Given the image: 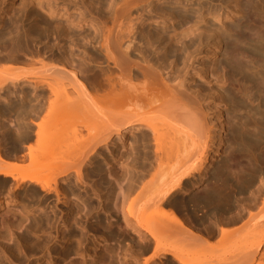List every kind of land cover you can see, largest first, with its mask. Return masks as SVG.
I'll use <instances>...</instances> for the list:
<instances>
[{
  "label": "bare ground",
  "instance_id": "1",
  "mask_svg": "<svg viewBox=\"0 0 264 264\" xmlns=\"http://www.w3.org/2000/svg\"><path fill=\"white\" fill-rule=\"evenodd\" d=\"M161 1L0 0V238L22 231L5 260L116 264L111 236L132 240L137 264L264 253V0H199L195 16ZM178 16L189 25L170 30ZM198 54L210 63L192 75ZM195 76L223 98L217 124ZM231 108L248 112L235 116L246 154L214 168Z\"/></svg>",
  "mask_w": 264,
  "mask_h": 264
},
{
  "label": "rangeland",
  "instance_id": "2",
  "mask_svg": "<svg viewBox=\"0 0 264 264\" xmlns=\"http://www.w3.org/2000/svg\"><path fill=\"white\" fill-rule=\"evenodd\" d=\"M174 1L175 0H162L159 3V5H161V4L164 5L165 4L164 5L165 7H170L171 9H174V11L176 13L182 12V13H187V14H193L194 16H195V14H198V9L200 8L199 0H181L180 4L179 3L175 4ZM203 2H204L203 4L206 7L213 8V9L220 8V6L219 5H215V3H211V2L206 1V0H204ZM208 21L214 23L218 27L221 25V22L219 20H216V19H214L212 17L210 19H208ZM188 25L189 24L187 22H185L183 20V18L178 16V17H176V19L174 21L168 22L167 27L170 30H172L174 27L185 28ZM164 26H166V25L163 24V23L159 24V23H155L154 22V23H152L151 28H153V29H155V28L162 29ZM146 27H147V25H146ZM85 30L94 33V28H92L91 26L89 27V25L86 26ZM194 40H196V41L198 40V37H196V35H192V36H189V37L185 38L184 42L189 44V43H191ZM181 45H182V43L181 44L180 43H174L172 45V48H178ZM195 56L193 58H190L188 60V62H187V66L189 67L191 65V67H192V68L191 67H189V68L187 67V70L189 69V72L192 75L194 74L195 70H198V69H200L202 67L201 65H204V66L206 65V67H207V65L210 63V59L208 57H206L204 54H201V55L198 54V56H196V57ZM180 65H181V67L183 66L182 63ZM185 71L183 73H185ZM167 72H170V69H167ZM208 76H209V79L213 80L214 83H215V78L214 77L212 78L213 75L212 74H208ZM176 80L178 82L180 80L179 77ZM189 85L191 87H193V88H201L202 89L203 92L200 95L201 96L200 99L202 100V107H203L202 111H201L202 117L204 118V117H206V116H208L210 114V117H211L210 119L213 121V123L217 124V121H216L217 114L215 113V110L213 109V107L216 106V105H220L222 107L225 104L223 102V98L218 97L217 94L215 95L216 98L215 97L213 98L212 95H211L209 84L207 83V81H205L204 79H202L199 76H195L194 80H192ZM229 85H230V82H228V84L226 86L228 87ZM233 108H231V111L233 112L234 116L230 120V124H229L230 126L228 125L226 127V130L223 131L224 140H225L223 153L220 154L218 159L217 158L215 159L214 168L215 167L217 168L219 166V164L221 162H223L224 160L226 161V160H228L230 158H233V157H236V156L240 157L242 154H246L245 152L240 151V148L237 147L238 146V142H239L240 133L238 132L239 131V125L237 124L238 123V118H236L235 116L239 115V116H243V117L246 118L247 115H248V112L246 110H244V109H239L238 111L235 112V110ZM204 122L207 123L206 121H204ZM238 134H239V136H238ZM114 140L118 141L119 137L115 136ZM129 140H130V142L132 141V136H130ZM238 197H240L241 199L243 198L242 195L241 196L239 195ZM240 226H241V224H240ZM16 230L13 229V231H12V229L9 230V228L8 229L5 228V227L3 228V232L4 233L6 232L5 233L6 236L4 235V233H3V235L7 239L6 238H0V248H6L7 249V247L9 248L11 246H14L15 241H16L14 235L17 236V235L20 234V232H22L21 230H19V231L17 230L19 232L18 233ZM8 233H9V236H8ZM12 234H14V235H12ZM10 235L14 237V238L12 237L11 240L9 239ZM89 236L91 237L92 241H89L88 248H89L90 254L95 257V256H97V253H96V250H95V246L93 244V240L96 239L99 235L96 232L91 231V235H89ZM13 239H14V241H13ZM109 241H110L109 244H111L113 247L116 248V252H117L116 264H137V263H135V260L131 256L132 252L136 249V247H134V243L132 242V240H130V239H125L124 240V239H120L119 236H111ZM56 242L57 241L54 238V240L52 239L50 245L53 246V244H54L53 248L56 247L57 249H61L63 243L61 242V243L57 244L58 242L57 243ZM166 242H167L166 244H170L171 243L170 241H166ZM96 243H97V249H100V247L98 246V242H96ZM1 245H2V247H1ZM57 245H58V247H57ZM75 245H76V243H75ZM204 253L205 252L198 253L193 258V261L190 262L189 264H206L207 263V261H206L207 257H206V255H204ZM2 255H3V253H2V250L0 249V264H14V263L16 264L17 263V262L10 261V260L8 261L7 259L5 260ZM40 255L39 254H37V255H30V254L26 255V254H24V252H23V255L21 254L23 259H26V258L29 259L30 264H47L49 262L50 256H54V257L57 256L56 253H53L52 255H50L49 251H46L44 259L43 260H39L38 258H39ZM153 255H154V252L150 251V252L146 253L145 255H143L142 258L143 259L151 258ZM90 256L88 255V257H87L88 260H90V258H91ZM81 257H82L81 255H74L73 256V258L75 260H79V259H81ZM60 264H64V262L62 261V262H60ZM138 264H142V261L140 260ZM255 264H264V253H262V254H260L258 256V261Z\"/></svg>",
  "mask_w": 264,
  "mask_h": 264
}]
</instances>
